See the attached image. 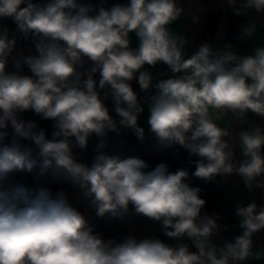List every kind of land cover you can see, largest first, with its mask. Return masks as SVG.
Returning <instances> with one entry per match:
<instances>
[{
  "label": "clouds",
  "instance_id": "9594fccd",
  "mask_svg": "<svg viewBox=\"0 0 264 264\" xmlns=\"http://www.w3.org/2000/svg\"><path fill=\"white\" fill-rule=\"evenodd\" d=\"M106 5L0 0V20L11 19L37 53L21 55L8 71L17 37L0 25V264L264 261V244L256 239L264 232V205L237 203L239 234L224 239L229 225L205 210L202 189L189 183L221 177L227 184L236 175L250 192L264 190V126L248 120L249 114L264 120V43L244 54L232 43L206 42L188 54L191 41L171 28L185 14L179 0ZM224 6L246 19L238 40H251L264 27V0H225ZM158 64L172 75L156 79L148 68ZM23 65L30 75L21 74ZM145 105L147 132L139 123ZM28 112L51 121L50 137L24 118ZM222 117L248 126L230 131L217 122ZM129 130L141 145L150 134L156 150L181 146L198 157L189 161L195 170L170 171L163 162L152 168L125 154L123 140L107 151L110 133ZM93 138L95 155L87 163L77 151L86 152ZM51 184L76 189V203H85L98 221L147 219L176 243L135 235L106 239L67 191H53Z\"/></svg>",
  "mask_w": 264,
  "mask_h": 264
},
{
  "label": "crops",
  "instance_id": "0c3cea01",
  "mask_svg": "<svg viewBox=\"0 0 264 264\" xmlns=\"http://www.w3.org/2000/svg\"><path fill=\"white\" fill-rule=\"evenodd\" d=\"M84 2H89V0H84ZM91 3L97 4L100 3V0H90ZM114 3H120V0H107V5L109 6ZM180 5L184 8V15L180 20L175 22L171 28L174 32L178 34L185 35L190 41V45L187 47L186 51L188 54H191L198 48L199 45L203 43H212L217 47H222L224 44L232 43L236 45L241 53L247 54L250 53L252 48L260 43H264V27H261L255 37L251 40L245 39L243 41L238 40L239 30L246 23L244 17H237L232 14L230 9H226L225 0H179ZM195 15L199 17L197 23H192L191 17ZM255 16V13L251 14ZM0 25L8 28L10 35L15 34L17 37V45L9 58L8 71H15L14 60L18 59L21 55H36L34 45L30 40H25L22 38L21 34L16 31V25L11 19L0 20ZM132 46H138V40L133 34L131 37ZM85 67H91V62L86 61ZM147 67V66H146ZM27 68V69H26ZM148 70L153 74L156 79L167 78L171 76V72L163 64H158L154 68H148ZM30 75V70L27 65L22 66V73ZM96 79L98 81L99 76L97 74ZM155 82V81H154ZM134 89L139 93V86L134 81ZM142 97L145 96V93H139ZM110 111L112 108L111 101L107 102ZM115 116V113H112ZM147 117L148 110L147 105H145V111L141 115L139 123L141 126L145 127L147 132ZM25 119H31L38 122L40 127H43L47 130V133L50 137L52 132L51 121L41 120L40 117L36 116L32 112L24 114ZM248 120L255 124H260L264 126V120H261L259 117L249 114ZM222 127L228 128L230 131L239 132L243 128H246L248 125L234 124L231 117H222L221 120L217 121ZM124 141L123 152L127 155H138L144 158L147 162L150 157H157L165 155L171 148L156 150L153 145L155 143L154 138L151 135H148V139L144 145L139 144L131 131H125L121 136H116L115 134L110 133L108 137L109 148L107 151L111 152L114 150V146L119 142ZM97 142L96 138H93L90 141V146L88 150L84 153L77 151L78 158L84 162L90 163L92 157L95 155L93 150L95 143ZM173 148V147H172ZM237 158H240L239 149L236 150ZM17 179L21 182L31 184V176H21L18 175ZM220 184V192L217 196L216 202L212 205L209 214L217 213L221 219L218 221L221 225H229V230L222 231L221 236L224 239H232L234 236L239 234V229L236 227L238 224V218L235 215V206L237 203H244L245 205L251 200H256L258 204L264 205V190L256 189L255 191L250 192L247 188L244 187L241 179L233 175L228 178V183L224 184L222 178L218 177ZM53 191L63 188L67 191L69 199L73 201L75 206H77L81 211L86 212L90 217L93 223L100 224L101 233L104 237L107 238H116L122 239L125 235H135L137 238H143L145 236L158 237L164 240L166 243L175 244L176 241L169 239L163 236L160 225L158 223H152L147 219H141L133 217L132 221H113L108 224L103 221H98L95 219L94 212L90 208H85V203H76L77 190L71 187L70 185H59L51 184L49 185ZM215 239L219 240L220 237ZM258 244H264V232H261L257 236ZM195 251V249H192ZM249 264H264V261L260 262H249Z\"/></svg>",
  "mask_w": 264,
  "mask_h": 264
},
{
  "label": "trees",
  "instance_id": "16d2710c",
  "mask_svg": "<svg viewBox=\"0 0 264 264\" xmlns=\"http://www.w3.org/2000/svg\"><path fill=\"white\" fill-rule=\"evenodd\" d=\"M196 159H198V157H190L187 150L179 145H175L163 156L150 157L148 159V163L152 168L163 162L168 164L170 171H175L182 167H188L189 171L192 172L195 170V166L194 164H190L189 161H194ZM189 183L192 186H198L202 189L201 197L206 200L205 210L209 213L220 192V184L218 179H216L214 182H209L206 184L200 179L193 177Z\"/></svg>",
  "mask_w": 264,
  "mask_h": 264
},
{
  "label": "built area",
  "instance_id": "2783aa9c",
  "mask_svg": "<svg viewBox=\"0 0 264 264\" xmlns=\"http://www.w3.org/2000/svg\"><path fill=\"white\" fill-rule=\"evenodd\" d=\"M127 2H128V0H120V3H121V4H126ZM171 149H172V148H171ZM216 179H218V177H217ZM94 224H96V226H97V230L101 232L100 224H98V223H94Z\"/></svg>",
  "mask_w": 264,
  "mask_h": 264
}]
</instances>
